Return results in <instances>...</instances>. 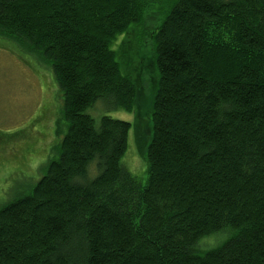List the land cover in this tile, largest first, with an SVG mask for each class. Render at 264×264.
Instances as JSON below:
<instances>
[{
  "label": "trees",
  "instance_id": "1",
  "mask_svg": "<svg viewBox=\"0 0 264 264\" xmlns=\"http://www.w3.org/2000/svg\"><path fill=\"white\" fill-rule=\"evenodd\" d=\"M148 10L0 0V37L53 73L66 128L45 175L0 208V264H264V0H176L141 129L114 45ZM99 102L136 113L146 185L123 164L133 125L95 119Z\"/></svg>",
  "mask_w": 264,
  "mask_h": 264
},
{
  "label": "rangeland",
  "instance_id": "2",
  "mask_svg": "<svg viewBox=\"0 0 264 264\" xmlns=\"http://www.w3.org/2000/svg\"><path fill=\"white\" fill-rule=\"evenodd\" d=\"M144 1L149 10L141 24L133 25L114 45L122 74L143 94L142 119L137 121L141 129L149 124V102L158 78L154 33L176 0ZM21 51L0 37V208L29 194L45 175L43 167L53 158L54 145L66 134V128L57 124L62 118V98L53 73ZM88 113L95 119L108 116L133 125L123 164L146 185L148 166L136 143V113L114 110L101 102Z\"/></svg>",
  "mask_w": 264,
  "mask_h": 264
}]
</instances>
